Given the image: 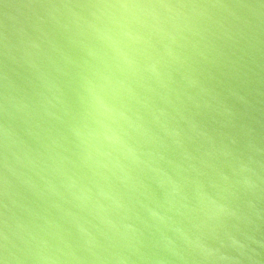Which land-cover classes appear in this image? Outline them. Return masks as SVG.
<instances>
[{
    "label": "water",
    "instance_id": "1",
    "mask_svg": "<svg viewBox=\"0 0 264 264\" xmlns=\"http://www.w3.org/2000/svg\"><path fill=\"white\" fill-rule=\"evenodd\" d=\"M0 264H264V0H0Z\"/></svg>",
    "mask_w": 264,
    "mask_h": 264
}]
</instances>
